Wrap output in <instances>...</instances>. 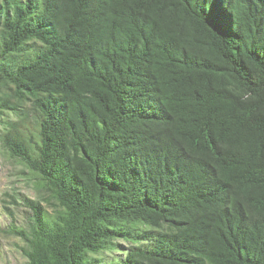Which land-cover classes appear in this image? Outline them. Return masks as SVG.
Listing matches in <instances>:
<instances>
[{
    "label": "trees",
    "instance_id": "1",
    "mask_svg": "<svg viewBox=\"0 0 264 264\" xmlns=\"http://www.w3.org/2000/svg\"><path fill=\"white\" fill-rule=\"evenodd\" d=\"M0 154L25 264H264V0H0Z\"/></svg>",
    "mask_w": 264,
    "mask_h": 264
},
{
    "label": "rangeland",
    "instance_id": "2",
    "mask_svg": "<svg viewBox=\"0 0 264 264\" xmlns=\"http://www.w3.org/2000/svg\"><path fill=\"white\" fill-rule=\"evenodd\" d=\"M37 179L18 159L8 154H0V264H25L20 238L6 233L11 224H24L30 215L24 204L25 197L39 199L41 192L37 187ZM14 196L19 204L14 203ZM12 213V214H11ZM128 246L127 241H122ZM123 251L104 254V260L118 257Z\"/></svg>",
    "mask_w": 264,
    "mask_h": 264
}]
</instances>
